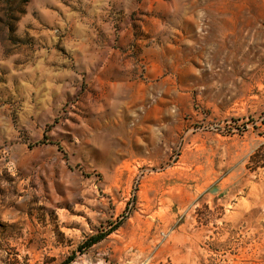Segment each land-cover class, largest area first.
<instances>
[{
    "label": "rangeland",
    "instance_id": "obj_1",
    "mask_svg": "<svg viewBox=\"0 0 264 264\" xmlns=\"http://www.w3.org/2000/svg\"><path fill=\"white\" fill-rule=\"evenodd\" d=\"M69 258L264 264V0H0V264Z\"/></svg>",
    "mask_w": 264,
    "mask_h": 264
},
{
    "label": "trees",
    "instance_id": "obj_2",
    "mask_svg": "<svg viewBox=\"0 0 264 264\" xmlns=\"http://www.w3.org/2000/svg\"><path fill=\"white\" fill-rule=\"evenodd\" d=\"M118 227H116L115 229H111L109 232L107 233H102V234H98V235H94L88 238V240L85 242V245L87 248L91 247L92 245L100 242L101 240H103L106 236H108L109 234H111L113 231H115ZM73 261L72 258H69L66 261V264H70V262Z\"/></svg>",
    "mask_w": 264,
    "mask_h": 264
}]
</instances>
